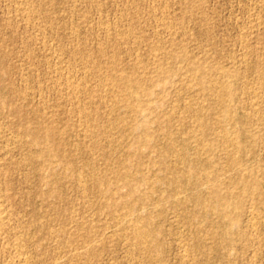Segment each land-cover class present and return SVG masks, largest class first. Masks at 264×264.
Returning <instances> with one entry per match:
<instances>
[{"label":"rangeland","instance_id":"1","mask_svg":"<svg viewBox=\"0 0 264 264\" xmlns=\"http://www.w3.org/2000/svg\"><path fill=\"white\" fill-rule=\"evenodd\" d=\"M0 201V264H264V0H0Z\"/></svg>","mask_w":264,"mask_h":264},{"label":"bare ground","instance_id":"2","mask_svg":"<svg viewBox=\"0 0 264 264\" xmlns=\"http://www.w3.org/2000/svg\"><path fill=\"white\" fill-rule=\"evenodd\" d=\"M220 87V86H219ZM221 88V87H220ZM219 89V88H218ZM218 200V199H217ZM1 202V201H0ZM1 215V214H0ZM2 220V219H1ZM3 220H5V219H3ZM136 236L139 238V239H141L143 236H144V234L142 233V232H137L136 233ZM10 247V246H9ZM15 249V248H14ZM23 261H21V263H22ZM22 264H24V263H22Z\"/></svg>","mask_w":264,"mask_h":264}]
</instances>
